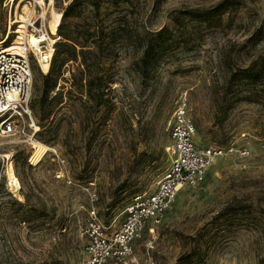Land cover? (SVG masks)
<instances>
[{
    "label": "rangeland",
    "instance_id": "obj_1",
    "mask_svg": "<svg viewBox=\"0 0 264 264\" xmlns=\"http://www.w3.org/2000/svg\"><path fill=\"white\" fill-rule=\"evenodd\" d=\"M49 6L61 14L56 45L75 52L60 74L31 62L38 130L0 138L10 155L0 157V264H78L91 209L106 232L118 228L132 196L168 167L182 98L197 144L235 141L252 153L218 158L202 184L181 189L127 264H264V0H52V26ZM8 10L0 0V38ZM85 54L90 93L83 76L75 85Z\"/></svg>",
    "mask_w": 264,
    "mask_h": 264
},
{
    "label": "built area",
    "instance_id": "obj_2",
    "mask_svg": "<svg viewBox=\"0 0 264 264\" xmlns=\"http://www.w3.org/2000/svg\"><path fill=\"white\" fill-rule=\"evenodd\" d=\"M19 1L9 0L5 31L0 38V138L26 134L31 128L36 132L29 106L31 62L35 61L40 68L46 64L48 71L60 39L58 26L57 35H50L47 30L48 13H43V8L48 10V0H45L46 6L37 0H26V13L23 5L19 13ZM23 14V20L17 18ZM12 34L14 39H10ZM30 34L39 37L38 49L27 43ZM168 126L171 139L165 147L168 167L154 180L152 189L132 196L122 223L113 232L105 231L94 209L89 211L85 255L78 264H127L132 244L145 232L154 235L181 189L202 184L218 158L242 159L252 153L250 146L235 141L225 145L197 144L196 127L185 98L178 101ZM258 147L264 150V140H260ZM5 155L0 153L1 158H6ZM57 177H63V173L60 171Z\"/></svg>",
    "mask_w": 264,
    "mask_h": 264
},
{
    "label": "trees",
    "instance_id": "obj_3",
    "mask_svg": "<svg viewBox=\"0 0 264 264\" xmlns=\"http://www.w3.org/2000/svg\"><path fill=\"white\" fill-rule=\"evenodd\" d=\"M72 8H73V3H70L66 9V13H65L66 16L69 15L70 10H72ZM63 51H65V55L60 57V54ZM73 51L75 52L74 46L68 45L64 42L57 43L56 48H55V53L53 55V59H52L49 70L60 74L59 70H60L61 65L65 63L66 61H69L72 59ZM87 56L88 54L83 55V61L86 67L81 72H78L80 74V78H78V81H75V85L77 87H81V81H82V76H83V80L85 79L87 81L88 92L90 93V89H92L93 86L95 85V82H94L95 78L92 75V70L90 69V66L86 62L87 60L89 61Z\"/></svg>",
    "mask_w": 264,
    "mask_h": 264
},
{
    "label": "bare ground",
    "instance_id": "obj_4",
    "mask_svg": "<svg viewBox=\"0 0 264 264\" xmlns=\"http://www.w3.org/2000/svg\"><path fill=\"white\" fill-rule=\"evenodd\" d=\"M37 1L40 4L45 3V0H37ZM48 1H49V5H52V0H48ZM49 9H50V17L52 18V21H51L52 26L54 28H57V26L59 24V21H60V18H61V14L55 12V10L51 9L50 6H49ZM44 12L45 11L43 10V13ZM48 12H49V10H48ZM17 18H20L21 20H23L24 19V15H21L20 17L17 16ZM18 22H20V21H18ZM52 26H50V23L48 22L47 30H48L49 34L51 33L50 35H56L55 34L56 32L53 30L54 28ZM38 42H39V37L38 36L30 34L27 37V43L33 49H38L39 48ZM42 69H43L44 72H46L47 71V65L43 64L42 65ZM35 130L36 131L38 130L37 125L35 127ZM5 156L9 158L10 155L6 154ZM7 182L9 184V186L11 187V189L13 190L12 192H14L15 195L21 197L20 191L22 189V186H21V182H20L18 176L15 174V171H14V168H13V165H12V161H8V164H7Z\"/></svg>",
    "mask_w": 264,
    "mask_h": 264
}]
</instances>
